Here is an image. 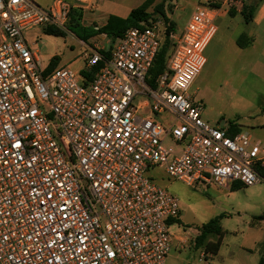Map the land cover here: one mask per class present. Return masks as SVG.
Wrapping results in <instances>:
<instances>
[{"label":"built area","instance_id":"2783aa9c","mask_svg":"<svg viewBox=\"0 0 264 264\" xmlns=\"http://www.w3.org/2000/svg\"><path fill=\"white\" fill-rule=\"evenodd\" d=\"M86 1L0 0V264H165L180 204L150 165L189 186L264 181V142L209 125L188 94L222 5L194 6L151 86L159 20L88 46L90 76L41 65L23 31H63Z\"/></svg>","mask_w":264,"mask_h":264},{"label":"rangeland","instance_id":"374dc122","mask_svg":"<svg viewBox=\"0 0 264 264\" xmlns=\"http://www.w3.org/2000/svg\"><path fill=\"white\" fill-rule=\"evenodd\" d=\"M32 1L47 7L52 0ZM108 1L111 8H106L103 3L94 13L95 23L103 22L107 10L121 16L144 0ZM234 1L217 0L218 5H222V13L216 21V31L203 51L205 64L188 94L201 105V118L209 125L219 128L231 125L247 130L264 142V23L246 22L243 15L237 13L242 9L248 13L254 4L258 16L257 10L264 6V0H245L251 5H246L244 0H236L239 1L236 4ZM146 2L145 10L151 13L148 19L159 20L166 25L164 17L154 11L155 6L161 4L167 20L174 25L175 35L179 36L194 6L208 0ZM86 17L88 15H84V19ZM23 34L31 50L38 51L42 65L47 63L50 55H58L59 66L71 62L67 65L70 68L80 67L81 61L74 59L81 56L82 45L67 28L62 35L46 34L41 26L25 30ZM240 34L249 38V43L243 48L237 44ZM155 117L159 120V114ZM163 143L173 152L181 149L170 138H165ZM146 174L174 195L180 204L178 218L169 224L172 235L179 238L174 239L165 264H253L259 251L264 254V224L256 219L264 212V181L251 186L238 184L239 188L226 190L204 183L186 185L171 178L156 164L150 165ZM219 214H222L220 225L223 230L220 248L215 255L203 254V246L195 248V236L203 223Z\"/></svg>","mask_w":264,"mask_h":264},{"label":"trees","instance_id":"16d2710c","mask_svg":"<svg viewBox=\"0 0 264 264\" xmlns=\"http://www.w3.org/2000/svg\"><path fill=\"white\" fill-rule=\"evenodd\" d=\"M146 1L147 0H144L137 7L131 8L126 17L110 14L106 22L103 25L98 26L96 28L83 26L81 24V19H82L81 10L77 8H72L69 12V19L66 28L72 33H74V35L82 41H86L89 37L97 34H104L110 41H114L117 38L121 37L123 32L127 28L135 26L141 21L149 20L148 18H150L151 13L145 10L147 7ZM154 11L164 17L167 23V28L165 35L162 39V42L160 44V47L148 71L147 82L151 86L154 85L155 77L164 71L166 67L167 57L169 56L172 47L174 45V39L170 37V34L174 33V25L172 24V22H169L167 20L161 4L156 5ZM240 13L243 15L246 21H248L251 18L250 10L248 13H246L242 9ZM233 14L234 11L231 12V15ZM44 33L51 35H62L63 31L49 27L44 29ZM247 37L245 34H240L237 37V44L239 47L247 46V44L249 43V38ZM57 62H58V57L56 55H53L50 58L47 67L49 69L56 67ZM82 73H85V71H83ZM86 75L90 76V73H86ZM229 129L232 132L235 131L236 128L230 125ZM221 217L222 214L216 215L210 218L208 221H206L199 227L198 229L199 233L195 236V240H194L195 243L194 245L196 249L203 246L202 249L205 254L214 255L217 253L223 238V230L220 225ZM256 218L264 219V212L256 216ZM209 235H216V239L213 241L207 240ZM256 264H264L263 254L259 257L258 262Z\"/></svg>","mask_w":264,"mask_h":264},{"label":"crops","instance_id":"0c3cea01","mask_svg":"<svg viewBox=\"0 0 264 264\" xmlns=\"http://www.w3.org/2000/svg\"><path fill=\"white\" fill-rule=\"evenodd\" d=\"M74 0H72L71 2H73ZM244 2L246 3V5H251L249 2H246L245 0H244ZM103 3H104V5H106V8H111V6L110 5H107V3H109V1L108 0H87L86 1V3H84V4H81V6H78V8L77 9H80L81 10V12H82V19H81V24L83 25V26H86V27H93V28H96V27H98V26H101V25H103L105 22H106V20H107V18H108V16L110 15V14H113V11H111V10H107L106 11V14L104 15V19H103V22L101 23V24H97V23H95V21H94V13L103 5ZM253 6L249 9L250 11H251V18L249 19V21L251 22H254V23H256V24H258V25H260V24H262V23H264V6H262V7H260L257 11L259 12V15L258 16H256V14H255V12H256V9H255V7H254V4H252ZM115 8L113 7V10H114ZM130 11V10H129ZM129 11H126V13H124V14H122L121 15V17H126L127 15H128V13H129ZM257 12V13H258ZM237 13H240V12H237ZM236 14V13H235ZM241 14V13H240ZM84 15H88V17H86L85 19H84ZM116 15V14H115ZM118 16H120V15H118ZM247 22V21H246ZM78 41H79V43L82 45V53H81V56H79L78 58H75L74 60H77V61H81V65H80V67L78 68V69H75L76 71H79V72H83V71H85V73H92V69L91 70H88V68L85 66V57H84V51H85V49L88 47V46H97L98 48H100V49H104V48H106V46H107V43H108V38L104 35V34H97V35H94V36H91V37H89L86 41H82V40H80V39H78ZM96 41H98V43L96 42ZM251 41H253L252 39H251ZM96 42V43H95ZM251 47H252V45H251ZM240 48H243V47H240ZM34 51H36V53L38 52L37 50H34ZM37 55H38V53H37ZM53 55H50L49 56V60H50V58L52 57ZM57 57H58V62H57V64H56V66H59V62H60V57L58 56V55H56ZM39 57V56H38ZM40 59V58H39ZM49 60L47 61V63H45V64H43L42 65V63H41V65L42 66H48V63H49ZM40 62H41V60H40ZM71 64V62L70 63H68V64H66V65H70ZM74 70V69H73ZM238 184H235V185H233V186H231L230 188H225L226 190H232V189H236V188H239V186H237ZM257 219V218H256ZM221 220V219H220ZM257 220H259L260 222H262L263 224H264V219H257ZM174 236V239H176V238H179V236H177V235H173ZM216 235H209L208 236V240H212L213 241V239H212V237H215ZM215 240V239H214ZM259 241V240H258ZM260 242V241H259ZM173 243H174V240H173ZM220 248V247H219ZM219 250V249H218ZM217 253H218V251H217ZM216 253V254H217ZM253 253V252H252ZM203 254H204V252H203ZM210 255V254H209ZM213 255V254H212ZM215 255V254H214ZM262 255V253L259 251L258 253H257V256L256 257H254V261H253V264H256L257 262H258V259H259V257ZM264 255V254H263ZM166 262V261H165Z\"/></svg>","mask_w":264,"mask_h":264}]
</instances>
